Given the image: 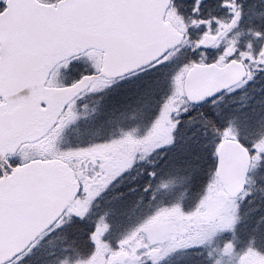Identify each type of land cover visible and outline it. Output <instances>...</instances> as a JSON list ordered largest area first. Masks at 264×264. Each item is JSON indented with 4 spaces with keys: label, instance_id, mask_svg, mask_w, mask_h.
Listing matches in <instances>:
<instances>
[{
    "label": "snow or ice",
    "instance_id": "1",
    "mask_svg": "<svg viewBox=\"0 0 264 264\" xmlns=\"http://www.w3.org/2000/svg\"><path fill=\"white\" fill-rule=\"evenodd\" d=\"M0 264H264V0H0Z\"/></svg>",
    "mask_w": 264,
    "mask_h": 264
}]
</instances>
